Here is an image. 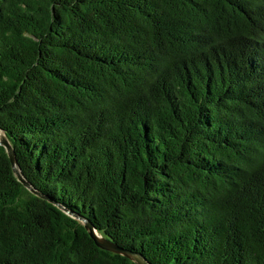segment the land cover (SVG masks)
<instances>
[{"label":"trees","instance_id":"16d2710c","mask_svg":"<svg viewBox=\"0 0 264 264\" xmlns=\"http://www.w3.org/2000/svg\"><path fill=\"white\" fill-rule=\"evenodd\" d=\"M0 264H264V0H0Z\"/></svg>","mask_w":264,"mask_h":264},{"label":"water","instance_id":"95a60500","mask_svg":"<svg viewBox=\"0 0 264 264\" xmlns=\"http://www.w3.org/2000/svg\"><path fill=\"white\" fill-rule=\"evenodd\" d=\"M0 132L3 133V136L0 139V146L4 147L6 149V152L8 154V157L11 161L14 174L16 175L17 179L31 192L35 193L36 195H39L45 199H48L46 196L40 195L31 185L27 182V180L24 178L22 171L20 169V166L18 164L16 153L14 148L12 147L11 143L9 142L8 138L4 134L2 130ZM60 209H62L66 214L73 217L74 219L79 220L84 226L85 229L89 232V235L94 240L96 245L108 252L115 253L122 255L124 257H127L131 261H133L135 264H151L146 258L141 256L138 253H134L129 250H125L122 247L116 245L115 243L111 242L110 240L104 238L93 226L92 223H90L87 219H84L83 217L71 212L68 209H65L64 207L60 206Z\"/></svg>","mask_w":264,"mask_h":264},{"label":"bare ground","instance_id":"6f19581e","mask_svg":"<svg viewBox=\"0 0 264 264\" xmlns=\"http://www.w3.org/2000/svg\"><path fill=\"white\" fill-rule=\"evenodd\" d=\"M3 136V133L2 132H0V139H1V137Z\"/></svg>","mask_w":264,"mask_h":264}]
</instances>
